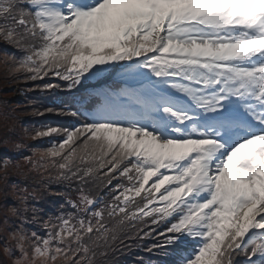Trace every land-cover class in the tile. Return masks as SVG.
<instances>
[{
  "label": "snow or ice",
  "instance_id": "6c2138e0",
  "mask_svg": "<svg viewBox=\"0 0 264 264\" xmlns=\"http://www.w3.org/2000/svg\"><path fill=\"white\" fill-rule=\"evenodd\" d=\"M0 43L69 122L0 135V264H264V0H0Z\"/></svg>",
  "mask_w": 264,
  "mask_h": 264
},
{
  "label": "rangeland",
  "instance_id": "374dc122",
  "mask_svg": "<svg viewBox=\"0 0 264 264\" xmlns=\"http://www.w3.org/2000/svg\"><path fill=\"white\" fill-rule=\"evenodd\" d=\"M13 52V48L0 43V53L2 52ZM26 87H31V85L26 84H15L9 82V78L7 77L6 69L2 63H0V135L7 134L11 136L14 140L17 141H25L29 145H35L40 147H47L49 144L48 139H43L40 141H32L26 139V134L24 132L25 127H29L30 125H39L42 123H46V119L42 117H34L30 114V109L26 107V97L21 94L19 89H23ZM35 93H28L27 98H34ZM6 102V104L4 103ZM15 110L13 113L12 110ZM10 117V118H6ZM33 119H41V123H37L33 121ZM8 127H12L13 131H8ZM4 154L11 156L14 160H19L22 156L30 155L31 152L27 149L23 150L21 153H15L13 151H9L8 149L0 150ZM18 177L13 175L12 180L15 182ZM22 179V178H21ZM23 180V179H22ZM16 183H21L22 185H30V181H18ZM56 187V186H54ZM13 201L10 199L8 201L11 204ZM62 201L57 198L50 197L47 203L41 204L42 207L45 208V211H55L56 206Z\"/></svg>",
  "mask_w": 264,
  "mask_h": 264
},
{
  "label": "trees",
  "instance_id": "16d2710c",
  "mask_svg": "<svg viewBox=\"0 0 264 264\" xmlns=\"http://www.w3.org/2000/svg\"><path fill=\"white\" fill-rule=\"evenodd\" d=\"M13 52H15V49H13ZM17 55H20V53H16ZM30 86V85H29ZM40 94L39 93H35V96L36 97H38ZM33 121H35V122H39V123H41L42 121H41V119H33ZM44 121H45V119H44ZM46 123H51V122H49V121H47L46 120ZM18 181H20V182H22L23 180L21 179V178H19V179H17L15 182H18ZM56 211V210H55ZM55 211H50V210H48L47 212H52V213H55Z\"/></svg>",
  "mask_w": 264,
  "mask_h": 264
}]
</instances>
